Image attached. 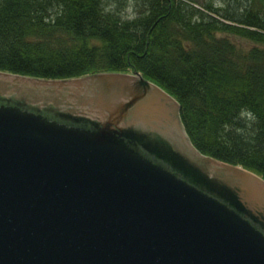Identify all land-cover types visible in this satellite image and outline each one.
I'll list each match as a JSON object with an SVG mask.
<instances>
[{
  "label": "water",
  "instance_id": "obj_1",
  "mask_svg": "<svg viewBox=\"0 0 264 264\" xmlns=\"http://www.w3.org/2000/svg\"><path fill=\"white\" fill-rule=\"evenodd\" d=\"M0 264H264V178L139 72L0 71Z\"/></svg>",
  "mask_w": 264,
  "mask_h": 264
},
{
  "label": "trees",
  "instance_id": "obj_2",
  "mask_svg": "<svg viewBox=\"0 0 264 264\" xmlns=\"http://www.w3.org/2000/svg\"><path fill=\"white\" fill-rule=\"evenodd\" d=\"M232 1L0 0V71L139 72L176 99L199 152L264 178V12L261 0Z\"/></svg>",
  "mask_w": 264,
  "mask_h": 264
},
{
  "label": "rangeland",
  "instance_id": "obj_3",
  "mask_svg": "<svg viewBox=\"0 0 264 264\" xmlns=\"http://www.w3.org/2000/svg\"><path fill=\"white\" fill-rule=\"evenodd\" d=\"M115 1H121V0H111L110 2V5H112L113 2ZM134 0H132V3H133ZM206 2H212L216 7L218 8H230L228 7V4L230 2L233 3L232 0H200V4H205ZM234 5H236L235 3H233ZM242 5H249L248 2L246 0H242ZM261 5L263 7V12H264V0H261ZM264 15V13H263ZM124 16L127 17V18H133L134 17V11H133V7H132V4H130V7H126V9L124 10ZM231 39H234V38H231ZM236 41L237 45L240 46V47H244V48H250L252 47V44H250L249 41H244V40H235ZM132 74V73H130Z\"/></svg>",
  "mask_w": 264,
  "mask_h": 264
}]
</instances>
